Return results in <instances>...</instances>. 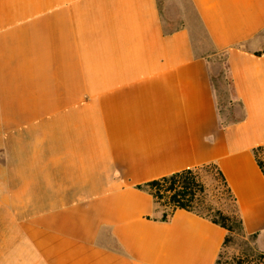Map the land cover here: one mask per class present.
Masks as SVG:
<instances>
[{"label":"crops","instance_id":"obj_1","mask_svg":"<svg viewBox=\"0 0 264 264\" xmlns=\"http://www.w3.org/2000/svg\"><path fill=\"white\" fill-rule=\"evenodd\" d=\"M263 144L264 0H0V264H215L223 227L137 188L207 163L264 252Z\"/></svg>","mask_w":264,"mask_h":264},{"label":"trees","instance_id":"obj_2","mask_svg":"<svg viewBox=\"0 0 264 264\" xmlns=\"http://www.w3.org/2000/svg\"><path fill=\"white\" fill-rule=\"evenodd\" d=\"M218 55L219 58H222L226 63V68L223 72L229 73L227 77V84H229L231 90L235 94L227 54L222 52L217 54V56ZM211 80L215 89L222 124L228 125L243 119L244 106L237 98L236 99L242 109L241 114L237 117L229 116L223 119V113L220 108L219 91L212 72ZM253 153L264 174V161L262 160V156L264 155V144L255 147L253 149ZM206 168H213L216 170L217 179L224 188L223 195L225 196L226 194L227 199L231 202V208L229 211L225 212L222 209L215 208L208 202L207 186L200 175V170ZM137 188L148 192L153 197L154 202L162 210V215L160 217L161 220L167 221L177 209H184L200 217L209 219L211 222L220 225L227 231L223 241V249L235 237H240L244 240L248 247H250V251L247 250L230 258L226 257L225 259L222 249L215 264H264V252L258 251L255 247L249 245L248 243L249 240L254 242L257 234L246 233L243 218L237 204V199L233 194L223 172L217 164L207 163L196 168L177 171L169 175L155 178L146 183L139 184L137 185Z\"/></svg>","mask_w":264,"mask_h":264},{"label":"rangeland","instance_id":"obj_3","mask_svg":"<svg viewBox=\"0 0 264 264\" xmlns=\"http://www.w3.org/2000/svg\"><path fill=\"white\" fill-rule=\"evenodd\" d=\"M171 0H161V7H164ZM176 2L169 5L166 8V12L172 13L173 15L177 14ZM195 38L198 43L203 46H208V42L204 37L203 29L200 25L196 24L195 26ZM211 70L215 79V83L217 89L219 91V99H220V108L223 113V119L226 117H237L241 114L242 109L240 104L238 103L234 92L231 90L229 84H227V77L229 73L223 72L226 68L225 61L218 56L211 58ZM221 73V74H220ZM262 160L264 161V155L262 156ZM200 175L202 180L205 182L207 186V200L213 205L215 208L222 209L223 211H229L231 208V202L227 199L226 194L223 195V186L220 184V181L217 179L216 170L213 168H206L200 170ZM249 245L253 246V242L251 240L248 241ZM250 251V247L242 240L240 237H235L224 249L223 255L224 259L226 257H232L234 255L241 254L245 251Z\"/></svg>","mask_w":264,"mask_h":264}]
</instances>
